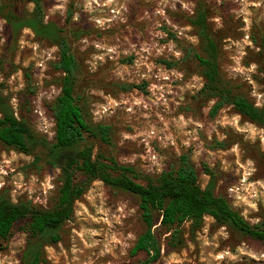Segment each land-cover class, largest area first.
I'll use <instances>...</instances> for the list:
<instances>
[{
  "label": "rangeland",
  "instance_id": "rangeland-1",
  "mask_svg": "<svg viewBox=\"0 0 264 264\" xmlns=\"http://www.w3.org/2000/svg\"><path fill=\"white\" fill-rule=\"evenodd\" d=\"M2 1L14 3L19 14L34 9L24 1ZM201 5L223 37V76L262 108L264 0H45L44 6L46 22L68 34L80 67L78 93L92 120L112 127L117 160L156 178L188 155L201 186L208 185L210 169L218 178L216 193L256 225L264 221V129L232 105L213 114L217 99L203 93L196 55L204 53L190 24ZM58 59L57 46L28 28L14 36L0 17L2 95L49 141L55 136L52 106L61 92ZM60 184V170L0 143V195L48 210ZM26 224L17 223L10 239L0 242V264H20ZM143 232L137 198L95 181L76 202L61 241L46 247L44 264H139L148 256L132 249ZM157 234L162 256L154 264H264V243L209 216L196 233L191 222L183 225L179 248Z\"/></svg>",
  "mask_w": 264,
  "mask_h": 264
},
{
  "label": "trees",
  "instance_id": "trees-1",
  "mask_svg": "<svg viewBox=\"0 0 264 264\" xmlns=\"http://www.w3.org/2000/svg\"><path fill=\"white\" fill-rule=\"evenodd\" d=\"M18 1L34 4L33 11L19 14L14 3L0 0V17L7 21L14 36L28 28L38 38L57 46L59 59L54 68L62 74L59 80L61 92L52 106L53 141L37 134L29 122L16 116L0 86V143L34 156L37 163L45 161L60 170L61 184L51 209H37L30 202L14 203L0 195V242L10 239L17 223H27L23 228L28 236L27 245L20 264L46 263V247L61 241L63 227L74 218L76 202L95 181L103 182L115 192L137 198L144 232L137 239L132 254L146 253L148 256L139 264H154L161 258L158 231L168 235L167 245L179 248L183 243V225L191 222L192 233H196L207 216L232 233L264 243V221L251 225L226 197L218 195V178L210 169H206L210 181L203 188L188 155L180 157L177 167L156 178L142 177L134 166L120 163L114 156L112 127L95 123L85 99L78 93L80 67L68 34L54 22H46L45 0H15ZM209 19V10L201 5L190 24L197 30L204 53L203 56L196 55L205 79L203 93L217 99L212 112L216 114L223 106L232 105L245 119L264 129V106L256 107L245 93L236 90L223 76V37L216 35ZM3 65L0 61V69ZM143 179L146 183L140 181Z\"/></svg>",
  "mask_w": 264,
  "mask_h": 264
}]
</instances>
